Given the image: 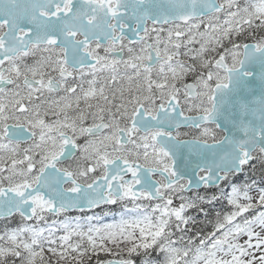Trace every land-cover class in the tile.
<instances>
[{
    "label": "snow or ice",
    "instance_id": "1",
    "mask_svg": "<svg viewBox=\"0 0 264 264\" xmlns=\"http://www.w3.org/2000/svg\"><path fill=\"white\" fill-rule=\"evenodd\" d=\"M0 264H264V0H0Z\"/></svg>",
    "mask_w": 264,
    "mask_h": 264
},
{
    "label": "rangeland",
    "instance_id": "2",
    "mask_svg": "<svg viewBox=\"0 0 264 264\" xmlns=\"http://www.w3.org/2000/svg\"><path fill=\"white\" fill-rule=\"evenodd\" d=\"M241 179H243V177Z\"/></svg>",
    "mask_w": 264,
    "mask_h": 264
}]
</instances>
